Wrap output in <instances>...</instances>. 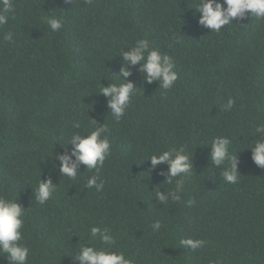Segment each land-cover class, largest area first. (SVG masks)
<instances>
[{
	"label": "trees",
	"instance_id": "trees-1",
	"mask_svg": "<svg viewBox=\"0 0 264 264\" xmlns=\"http://www.w3.org/2000/svg\"><path fill=\"white\" fill-rule=\"evenodd\" d=\"M11 3L0 25V197L25 210L19 243L29 249L27 264H79L73 258L88 239L108 248L90 237L92 226L108 228L109 250L133 264H264V168L247 148L264 127V18L247 14L217 33L198 23L199 0ZM50 16L63 18L59 31L45 22ZM138 39L172 57L177 80L164 90L130 66L136 89L117 122L100 90L123 82L120 51ZM229 98L234 104L223 110ZM96 124L107 125L111 145L99 192L85 186L95 169L81 165L71 180L52 163L73 133ZM217 136L231 140L235 183L221 175L230 161L220 167L209 159ZM181 146L193 163L181 200L160 203L156 192L174 184L160 175L166 164L151 170L147 159ZM40 177L56 185L43 204L33 193ZM188 237L204 245L186 249L180 241ZM0 264H9L3 254Z\"/></svg>",
	"mask_w": 264,
	"mask_h": 264
},
{
	"label": "clouds",
	"instance_id": "clouds-1",
	"mask_svg": "<svg viewBox=\"0 0 264 264\" xmlns=\"http://www.w3.org/2000/svg\"><path fill=\"white\" fill-rule=\"evenodd\" d=\"M194 9L199 13L198 23L217 33L223 26L234 20L244 19L247 14L256 18H264V0H199ZM13 11L11 0H0V25L7 23L8 15ZM45 22L53 32L59 31L63 27L62 17H46ZM4 39L11 40L12 34L6 33ZM127 49V51L123 49L120 51L124 66L118 75L123 82L119 84L112 82L100 90V94L107 98L106 106L109 113L117 122L125 114L136 89L134 83L127 79L131 75L130 66L139 65L138 71L144 74L145 81L147 83L158 81L159 87L164 90L170 89L173 82L177 80V73L174 71L175 62L172 57L156 48H150V42L147 39H138ZM233 104L234 100L229 98L222 108L231 110ZM73 126L79 128L80 124L74 123ZM108 131L107 125L96 124L94 130L85 132L86 134L73 133L66 144H61L65 150L55 153L52 157L53 167L58 168L61 176H66L71 180L77 179L81 165L86 166L89 171L95 169L96 174L87 178L85 186L87 188L95 187L99 192L104 187L103 180L99 179V167L103 166L111 151L110 142L107 136L103 135ZM257 133H260L259 137L253 140L247 148L251 149L252 161L257 166L264 168V127L257 128ZM230 144L231 140L226 136L214 137L210 144L209 159L220 167L226 160L230 161V167L225 168L221 175L224 181L235 183L238 179V160L236 155H229ZM69 145H71L70 150L68 149ZM147 160L150 161L151 170H155L161 164H166L167 168L161 169L160 175L166 178L164 181L168 184H174L170 190H158L155 199L160 203H165L169 199L173 202L180 201V194L183 191V176L189 173L193 167L192 160L186 154L184 147L153 154ZM55 190L56 185L53 184L51 178L41 179L40 177L38 185L33 191L34 199L38 203H46ZM193 202L190 199L188 204L191 205ZM24 212L25 210L15 200L0 197V254L6 256L9 264H27L29 249L26 245L19 243L22 240L21 229L24 223ZM152 228L154 231H159L160 222L155 221ZM89 234L93 239L98 238L108 248H96L88 239L85 243H81L77 255L73 258L79 264H133L123 252L109 250L115 240L108 228L101 229L98 226H92L89 229ZM180 243L184 248L193 251L204 245L202 239L191 237L181 239Z\"/></svg>",
	"mask_w": 264,
	"mask_h": 264
}]
</instances>
